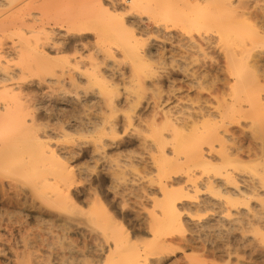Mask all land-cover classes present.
Instances as JSON below:
<instances>
[{
    "label": "bare ground",
    "instance_id": "bare-ground-1",
    "mask_svg": "<svg viewBox=\"0 0 264 264\" xmlns=\"http://www.w3.org/2000/svg\"><path fill=\"white\" fill-rule=\"evenodd\" d=\"M262 41L264 0H0L1 264H264Z\"/></svg>",
    "mask_w": 264,
    "mask_h": 264
},
{
    "label": "rangeland",
    "instance_id": "rangeland-1",
    "mask_svg": "<svg viewBox=\"0 0 264 264\" xmlns=\"http://www.w3.org/2000/svg\"><path fill=\"white\" fill-rule=\"evenodd\" d=\"M205 7L206 6H204V8ZM197 27H199V26L196 25V24L195 25L194 24L192 25V30H193V33L194 34L197 32ZM209 27H208V29H209ZM208 31L210 32L212 30L210 29ZM261 48L264 49V41H262V43H261ZM215 50L213 48H209V49H207L208 52L206 51L207 53L206 52H204V53L202 52L203 53L202 54L200 51H198L200 53L194 51V53H193L194 55L191 54V56L193 55L192 56L193 59H194V57H197V58H195V60L201 59V60H197L196 62H198V63H199V61H200V63H203L204 62L203 64L205 65L206 69H208V68L210 69V70L208 69V71L210 73L207 74L209 77L206 78V76H207L206 75L203 78L204 80L202 79L203 80V83H204V86H207V87H211V86L213 87L214 86V83L212 84V82H214V80H215V79L213 80V78H215V73H216V71H215L216 70V64L215 63H216L217 60L220 59L219 58L220 57V52L217 49H215ZM217 58H219V59H217ZM212 65H215V66H212ZM181 84H182V82H180L178 80L177 81V85L180 86ZM185 89H187V88H185ZM197 90L198 89L193 88V87L190 88L189 89L190 95L192 97L193 96L195 97L196 95H198V91ZM204 90H205L204 92L202 91V95L207 96L208 91H206V89H204ZM124 149H133V150H136V149H138V145L137 144H131V145L126 146ZM125 151H127V150H125ZM36 205H38V204L35 203V206L32 207V208H30L35 216H37L39 214L38 212H40V210H41L39 208H36L37 207ZM115 209H118L119 210V208H117V207H115ZM120 213H121V211H120ZM124 213L126 215V220L124 222V227L127 230H129V231H135L139 237H144V238L147 237L148 236L147 231H145V229H143V227L141 225H139V223L143 219V214L144 213L142 214L141 217H139L137 215V209H136V207H134V201L131 200V201H128L127 202V204L125 205L124 209L122 210L121 215H123ZM45 219L49 220V217H45ZM35 222H34V224H35L36 227L41 226V227H39V229L43 227V229H45V231H46V228L48 229V227H49L47 225L50 224V223L47 224V222H43V223H38L37 221H35ZM34 229H37V228H34ZM0 231H5V230L0 229ZM59 233H61L60 234V240L58 239L59 245H61V244H63V245L66 244L65 246H74L75 245V247H78L79 246V247H84V248L86 246L87 247H89V246H100L99 245V240L90 239L89 237H87V235L86 236L82 235L79 232V230H70V231H64L63 230V231H59ZM2 247L3 246H0V248H2ZM15 247H17L18 250H20V251L23 248V246H15ZM87 247L85 249L86 250H89ZM36 250H37V252H39L41 254H45V256H46V246H36ZM29 251H30V249H28V251L26 250V252H29ZM183 252H184V249L183 248L178 249L174 254L171 255L172 259H175L176 257L177 258L179 257V259H180V257L183 254ZM186 253H193V252L188 249V252H186ZM194 255H196V253ZM220 257H221L220 255L218 257V254H217V256H215V258H217L218 260L220 259ZM1 259L4 260L3 258H1ZM2 260H0V264L2 263L1 262ZM243 260L244 259H242L241 263H243ZM194 261H196V259ZM245 261L247 262V260H245ZM213 263L215 264L217 262L216 261H213V260L208 261V264H213ZM37 264H46V260H44L43 262L37 263Z\"/></svg>",
    "mask_w": 264,
    "mask_h": 264
}]
</instances>
